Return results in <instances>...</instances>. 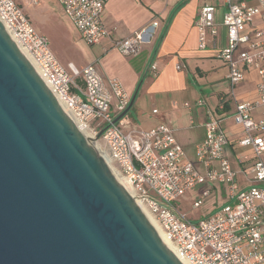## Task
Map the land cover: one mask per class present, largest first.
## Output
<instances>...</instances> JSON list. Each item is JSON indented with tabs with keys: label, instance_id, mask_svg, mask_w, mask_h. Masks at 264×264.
Here are the masks:
<instances>
[{
	"label": "built area",
	"instance_id": "1",
	"mask_svg": "<svg viewBox=\"0 0 264 264\" xmlns=\"http://www.w3.org/2000/svg\"><path fill=\"white\" fill-rule=\"evenodd\" d=\"M39 1L27 0L30 5ZM58 2L85 44L95 45L111 37L112 30L101 19L107 0ZM221 2V24L227 40L219 57L227 68L228 88L219 96L216 110H206L204 137L194 147L199 167L187 159L167 124L140 130L126 114L113 122L130 103L122 83L117 78L104 80L93 63L80 68L72 62L61 64L48 40L35 30L14 0H0V22L32 59L58 102L83 125L94 149L108 157L111 166L128 181L134 199L146 207L188 264H264V25L254 37L245 29L255 17L264 23V0L254 4L247 0ZM215 10L213 4L205 3L198 11L195 26L199 49L205 48L208 33L216 34ZM157 25L153 21L116 39L113 47L121 55L135 56L153 37ZM249 70L257 75V97L240 100L235 89ZM145 71L156 74V63L150 60ZM227 101L230 106L225 105ZM204 103V99L196 101L197 105ZM258 109L255 117L253 111ZM225 116L240 127L237 144L248 148L252 156L236 158L237 165L248 164L238 171L225 155L229 142L221 125ZM238 172L245 176V185L239 184ZM215 183L226 194L223 204L195 220L178 210L177 204L186 199L190 189ZM206 194L208 191L203 196ZM201 204V198H196L192 209Z\"/></svg>",
	"mask_w": 264,
	"mask_h": 264
},
{
	"label": "water",
	"instance_id": "2",
	"mask_svg": "<svg viewBox=\"0 0 264 264\" xmlns=\"http://www.w3.org/2000/svg\"><path fill=\"white\" fill-rule=\"evenodd\" d=\"M0 264H181L1 22Z\"/></svg>",
	"mask_w": 264,
	"mask_h": 264
},
{
	"label": "crops",
	"instance_id": "3",
	"mask_svg": "<svg viewBox=\"0 0 264 264\" xmlns=\"http://www.w3.org/2000/svg\"><path fill=\"white\" fill-rule=\"evenodd\" d=\"M15 2L35 30L48 40L52 53L60 63L52 49L53 33L63 40L64 50L68 49L73 54L74 46L80 40L87 53V60L80 62V65L74 61L66 63L72 62L79 67L93 63L104 80L117 78L122 83L130 99L133 98L128 111L130 116L126 114L133 125L147 130L159 123L167 124L187 159L196 163L194 147L204 137L206 110L215 111L219 96L228 88L225 77L227 68L219 57V51L227 40L226 30L221 24L224 10L221 0H107L101 19L112 30L111 37L95 45L85 44L58 0H40L37 5H30L27 0ZM255 2L247 0L248 4ZM205 3L213 4L216 8V34L208 33L205 48L199 49L195 19ZM57 7L59 13H56ZM153 21L158 22L154 35L149 42L141 45L137 55L124 56L113 47L114 40L124 38ZM263 25L260 18L255 17L245 29L254 37ZM66 30H70V34ZM150 60L156 63V74L145 71ZM176 65H180V68L177 69ZM256 80L254 70L245 72L243 81L236 87L240 100L257 97ZM199 99H204V105L196 104ZM215 114L219 116L218 112ZM253 115L257 117L259 109L253 111ZM221 125L229 139L225 155L237 170L236 158L239 155L252 156L248 148L237 144L240 127L228 116L223 117ZM246 167L247 163L239 165L240 169ZM245 184L246 181L241 185Z\"/></svg>",
	"mask_w": 264,
	"mask_h": 264
},
{
	"label": "rangeland",
	"instance_id": "4",
	"mask_svg": "<svg viewBox=\"0 0 264 264\" xmlns=\"http://www.w3.org/2000/svg\"><path fill=\"white\" fill-rule=\"evenodd\" d=\"M59 10L60 9L57 7L56 13H59ZM66 31L67 34H70L69 33L70 30H66ZM51 41H52V49L54 50L55 54L57 55L61 63L64 64V66L67 64L66 62L68 61H74L77 65H80V62H84L87 60V53L83 49V44L80 40L75 44L74 46L75 52H73V54L70 51H68V49L64 50L65 47L64 42L63 40H60L57 33H53V35L51 36ZM235 92L237 93L236 89ZM127 114L130 116L129 112ZM230 158L233 162L235 161L233 157ZM195 165L199 167L197 163H195ZM236 169L238 171L239 165L237 166ZM248 176H250V174ZM237 180L239 184H242L244 183V181H246V178L243 174L238 172ZM206 191H208V194L203 196V194ZM196 198H201L202 204L197 209H192V202ZM225 200H226V194L222 189L221 185L216 183L214 185L199 184L196 185L194 188L190 189L187 192L186 199L178 203L177 206H178V210L181 213H184L188 219L195 220L197 218L204 217L205 215L210 213L213 209L223 204Z\"/></svg>",
	"mask_w": 264,
	"mask_h": 264
},
{
	"label": "bare ground",
	"instance_id": "5",
	"mask_svg": "<svg viewBox=\"0 0 264 264\" xmlns=\"http://www.w3.org/2000/svg\"><path fill=\"white\" fill-rule=\"evenodd\" d=\"M22 54L25 56V58L28 60V62L31 64V66L33 67V69L37 72V74L41 77V79L46 83L44 77L42 76V74L40 73L39 69L37 68V66L34 64V62L32 61V59L29 57V55L24 52L22 49H20ZM48 86V85H47ZM50 89V88H49ZM51 90V89H50ZM60 105L62 106V108L64 109V111L67 113V115L70 117L71 121L73 122V124L75 125V127L78 129V131L81 133V135L83 137H85L86 139L88 138V135L83 127V125H81L71 114L70 112L64 107V105L59 102ZM92 146H94V144H91ZM95 147V146H94ZM101 155V154H100ZM101 157L104 159V161L106 162V164L109 166V168L112 170L113 174L115 175V177L117 178V180L119 181V183L122 185V187L125 189V191L128 193V195L134 200L136 206L139 208V210L143 213V215L147 218V220L151 223V225L155 228V230L157 231L158 235L160 236V238L162 239V241L164 242V244L169 248V250L173 253V255L179 260V262L181 264H188V262L186 261V259L184 258V256L174 247V245L162 234L156 220L154 219V217L149 213V211L146 209V207L140 203L139 201L134 199V193L132 188L130 187L128 181L123 178L112 166H111V162L109 160L108 157H105L103 155H101Z\"/></svg>",
	"mask_w": 264,
	"mask_h": 264
},
{
	"label": "trees",
	"instance_id": "6",
	"mask_svg": "<svg viewBox=\"0 0 264 264\" xmlns=\"http://www.w3.org/2000/svg\"><path fill=\"white\" fill-rule=\"evenodd\" d=\"M225 105H227V106H230V103H229V101H227Z\"/></svg>",
	"mask_w": 264,
	"mask_h": 264
}]
</instances>
